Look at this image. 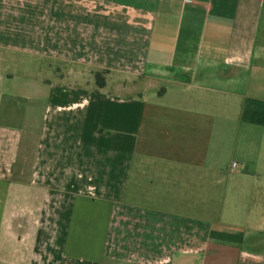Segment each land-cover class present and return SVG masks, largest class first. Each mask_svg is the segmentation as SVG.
<instances>
[{
  "label": "crops",
  "instance_id": "crops-1",
  "mask_svg": "<svg viewBox=\"0 0 264 264\" xmlns=\"http://www.w3.org/2000/svg\"><path fill=\"white\" fill-rule=\"evenodd\" d=\"M0 264H264V0H0Z\"/></svg>",
  "mask_w": 264,
  "mask_h": 264
},
{
  "label": "trees",
  "instance_id": "trees-1",
  "mask_svg": "<svg viewBox=\"0 0 264 264\" xmlns=\"http://www.w3.org/2000/svg\"><path fill=\"white\" fill-rule=\"evenodd\" d=\"M98 84L102 85L103 84V79H101V80L98 79Z\"/></svg>",
  "mask_w": 264,
  "mask_h": 264
},
{
  "label": "built area",
  "instance_id": "built-area-1",
  "mask_svg": "<svg viewBox=\"0 0 264 264\" xmlns=\"http://www.w3.org/2000/svg\"><path fill=\"white\" fill-rule=\"evenodd\" d=\"M236 163H234V165H235Z\"/></svg>",
  "mask_w": 264,
  "mask_h": 264
}]
</instances>
